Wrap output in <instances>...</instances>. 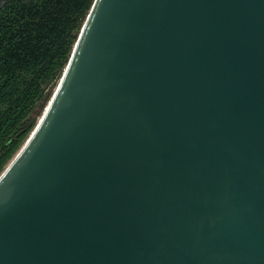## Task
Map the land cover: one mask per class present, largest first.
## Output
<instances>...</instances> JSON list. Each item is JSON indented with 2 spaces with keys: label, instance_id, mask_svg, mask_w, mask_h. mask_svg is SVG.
<instances>
[{
  "label": "water",
  "instance_id": "1",
  "mask_svg": "<svg viewBox=\"0 0 264 264\" xmlns=\"http://www.w3.org/2000/svg\"><path fill=\"white\" fill-rule=\"evenodd\" d=\"M17 153L0 264H264V0H94Z\"/></svg>",
  "mask_w": 264,
  "mask_h": 264
},
{
  "label": "trees",
  "instance_id": "2",
  "mask_svg": "<svg viewBox=\"0 0 264 264\" xmlns=\"http://www.w3.org/2000/svg\"><path fill=\"white\" fill-rule=\"evenodd\" d=\"M93 1H10L0 9V173L47 105Z\"/></svg>",
  "mask_w": 264,
  "mask_h": 264
},
{
  "label": "flooded vegetation",
  "instance_id": "3",
  "mask_svg": "<svg viewBox=\"0 0 264 264\" xmlns=\"http://www.w3.org/2000/svg\"><path fill=\"white\" fill-rule=\"evenodd\" d=\"M10 1H25V0H0V9H2L4 5Z\"/></svg>",
  "mask_w": 264,
  "mask_h": 264
},
{
  "label": "rangeland",
  "instance_id": "4",
  "mask_svg": "<svg viewBox=\"0 0 264 264\" xmlns=\"http://www.w3.org/2000/svg\"><path fill=\"white\" fill-rule=\"evenodd\" d=\"M53 88H54V87H53ZM39 112H40V115H39V116H41V115H42V114H41L42 111H38V110L36 111V113H39ZM39 116H38V118H39ZM16 154H17V153H16ZM9 162H10V161H9ZM9 162H8V163H9Z\"/></svg>",
  "mask_w": 264,
  "mask_h": 264
},
{
  "label": "bare ground",
  "instance_id": "5",
  "mask_svg": "<svg viewBox=\"0 0 264 264\" xmlns=\"http://www.w3.org/2000/svg\"><path fill=\"white\" fill-rule=\"evenodd\" d=\"M44 111V110H43ZM43 113V112H42ZM19 153V152H18ZM18 153L16 154V156L18 155ZM16 156H14V158L16 157Z\"/></svg>",
  "mask_w": 264,
  "mask_h": 264
}]
</instances>
